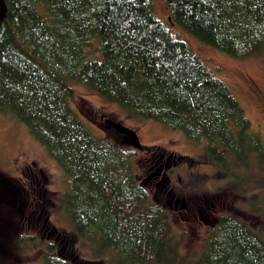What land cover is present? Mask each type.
I'll return each instance as SVG.
<instances>
[{
	"label": "trees",
	"instance_id": "obj_1",
	"mask_svg": "<svg viewBox=\"0 0 264 264\" xmlns=\"http://www.w3.org/2000/svg\"><path fill=\"white\" fill-rule=\"evenodd\" d=\"M164 2L169 22L202 45L235 59L264 51V0ZM3 5L0 114L23 124L63 171L60 205L79 239L112 251L120 264H264V238L231 214L220 216L202 252L188 260L166 210L150 205L137 182L136 155L94 136L71 107V84H83L129 116L206 143L227 191L264 188V175L253 184L250 173L264 172L262 137L230 88L172 35L149 0ZM94 46L99 55L91 58ZM249 203L264 219V196ZM54 251L49 245L43 264H72Z\"/></svg>",
	"mask_w": 264,
	"mask_h": 264
},
{
	"label": "rangeland",
	"instance_id": "obj_2",
	"mask_svg": "<svg viewBox=\"0 0 264 264\" xmlns=\"http://www.w3.org/2000/svg\"><path fill=\"white\" fill-rule=\"evenodd\" d=\"M149 1L156 17L172 35L187 43L230 88L250 120L252 130L264 142V51L243 59L231 58L200 44L169 22L170 13L164 0ZM0 3L1 20L5 8L3 0ZM96 50L94 46L88 55L98 57ZM71 86L76 94L71 107L89 131L136 155L133 166L137 182L148 192L150 205L166 210L174 232L183 237L182 251L188 260L202 252L208 235L224 214L241 219L264 238V219L250 209L249 203L251 197L264 196V188L254 183V179L264 175L263 171L255 168L250 171L254 175L251 182L255 184L250 192L238 194L237 184L234 191H227L224 188L228 186L227 178L220 176L218 179L216 167L206 157V143L191 142L162 124L129 116L83 84ZM112 122L134 131L139 146L135 147L118 134L110 126ZM22 168L29 170V178L32 171L47 179V198L53 202L48 208L47 219L59 239L48 238L39 231H28V223L21 219L17 181ZM67 185L63 171L30 136L26 127L0 114V264H43L49 245L54 247L56 255L72 264H120L112 251H98L76 236L60 205Z\"/></svg>",
	"mask_w": 264,
	"mask_h": 264
},
{
	"label": "flooded vegetation",
	"instance_id": "obj_3",
	"mask_svg": "<svg viewBox=\"0 0 264 264\" xmlns=\"http://www.w3.org/2000/svg\"><path fill=\"white\" fill-rule=\"evenodd\" d=\"M27 171H29L27 168H22L21 177L17 181L20 187L19 193L21 194H19L21 206L18 207L21 219L28 223V225L26 224L29 228L28 231H39L46 234L48 238L55 236L56 239H59V234L55 232L47 219L48 208L53 206V202L47 198V188L45 187L47 179L40 173L32 171L29 172L31 176L29 178L27 177Z\"/></svg>",
	"mask_w": 264,
	"mask_h": 264
},
{
	"label": "water",
	"instance_id": "obj_4",
	"mask_svg": "<svg viewBox=\"0 0 264 264\" xmlns=\"http://www.w3.org/2000/svg\"><path fill=\"white\" fill-rule=\"evenodd\" d=\"M1 9V4H0ZM110 126L120 135H122L125 140L130 141L135 147L139 146V138L136 133L120 123H110Z\"/></svg>",
	"mask_w": 264,
	"mask_h": 264
}]
</instances>
